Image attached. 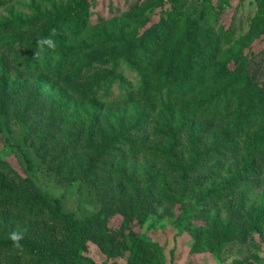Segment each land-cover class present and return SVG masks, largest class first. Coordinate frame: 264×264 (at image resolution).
I'll return each mask as SVG.
<instances>
[{"label": "trees", "instance_id": "1", "mask_svg": "<svg viewBox=\"0 0 264 264\" xmlns=\"http://www.w3.org/2000/svg\"><path fill=\"white\" fill-rule=\"evenodd\" d=\"M152 1L157 6L164 2ZM166 1L173 10L141 34L136 30L142 12L136 9L117 21L90 25L88 0H69L46 19L40 15L0 26L32 35L10 49L25 50L22 76L41 73L57 82L67 79L82 100L142 109L135 122L121 117L117 131L110 134L103 127L110 115H96L85 126L77 118L68 120L51 103L42 120L34 113L47 132L43 159L60 174L74 158L85 160L83 178L101 197V208L83 218L64 211L60 199L0 157V264H167L163 249L136 234L134 227L171 201L156 192L157 184L166 188L170 183L152 176L135 185L120 164L126 157L154 159L165 176L183 188L193 177L200 183L205 178L198 176L207 170L221 179L219 194L236 192L221 205L224 219L216 213L206 228L195 229L192 250L217 252L264 231V208H247L248 195L238 188L264 170V91L222 59L227 33L212 34L201 24L216 19L208 12L211 0H202L199 14H188L180 0ZM45 38L55 42L54 48L38 47L37 41ZM122 66L134 72V82L119 71ZM116 84L126 91L113 96ZM21 92L13 88L0 96L2 128L8 117L20 113L18 106L25 105L21 113L32 118L33 102L43 104L39 95L23 104ZM113 214L122 217L119 227L109 225ZM13 231L24 233L19 248L8 239ZM89 244L106 260L97 263L88 257Z\"/></svg>", "mask_w": 264, "mask_h": 264}, {"label": "rangeland", "instance_id": "2", "mask_svg": "<svg viewBox=\"0 0 264 264\" xmlns=\"http://www.w3.org/2000/svg\"><path fill=\"white\" fill-rule=\"evenodd\" d=\"M68 2L69 0H0V26L5 22L31 20L40 15L46 19L49 13L66 7ZM201 2L202 0H180L179 4L188 14L193 11L199 14L202 10ZM88 3L89 23L92 26L100 21L122 19L133 13L134 9L141 11L137 34L158 24L160 19L173 10L172 4L166 0L160 6L152 0H88ZM208 12L216 19L202 22L204 28L212 34L227 33L229 39L228 43H222V59L232 71L249 78L255 87L264 91V2L211 0ZM23 37L30 38L32 35L0 29V96L9 95L15 88V91H22L18 98H21L23 104L33 102L35 95L43 97V104L37 106L33 102L36 107L32 118L21 113L25 105L22 108L18 106L16 110L20 113L3 122L4 128L0 126V157L21 176L29 177L43 192L60 199L64 211L73 212L78 218L97 213L102 200L85 183V160L76 158V161L74 158L61 174L53 170V163L49 164L42 157L45 150H48L44 144L47 132L34 113L37 112L42 120L49 112L46 104L51 103L68 120L77 118L85 126L96 115H104L102 119L110 115L103 123L106 133L110 134L117 131L121 117L126 122H135L142 112L141 105L101 104L82 100L74 95V88L70 87L67 79L57 82L55 78L41 73L32 77L22 76L25 50L14 53L10 49L17 47ZM37 38L38 36L33 37L34 40ZM119 71L126 79L134 82L133 71L124 66ZM120 90L126 91L125 88L120 89L119 84L111 87L113 96H117ZM233 107L235 109L236 105ZM10 114L12 115L11 111ZM70 127V124L66 125L65 129ZM25 157L30 160L31 169L27 168ZM120 164L127 168L135 185L142 186L152 176L157 180L164 179L166 185L170 183V187L166 188L157 184L156 192L160 198L170 196L171 201L157 208L142 226L134 227L136 234L150 239L163 249L167 264H264V231L252 233L243 243H227L217 252L192 250L195 229L206 228L216 213L224 219L221 205L236 193L219 194L221 179L217 175L204 170L198 178L205 179H200L199 183L197 177L190 178V183L183 188L181 183H175L165 176L154 159L148 160L143 156L126 157ZM238 188L248 195L245 202L247 208H264V170L261 176H254L253 181L240 184ZM108 221L110 226L119 227L123 220L120 215L113 214ZM86 255L97 263L106 260L93 244H89ZM124 260L116 259V262L124 263ZM110 262L111 260L108 261Z\"/></svg>", "mask_w": 264, "mask_h": 264}, {"label": "clouds", "instance_id": "3", "mask_svg": "<svg viewBox=\"0 0 264 264\" xmlns=\"http://www.w3.org/2000/svg\"><path fill=\"white\" fill-rule=\"evenodd\" d=\"M44 44H47L49 48H54L55 42L51 38H45L43 40H38V47H43ZM8 239L12 242L13 246L16 248L21 247V241L24 239V233L21 231H13L9 234Z\"/></svg>", "mask_w": 264, "mask_h": 264}]
</instances>
